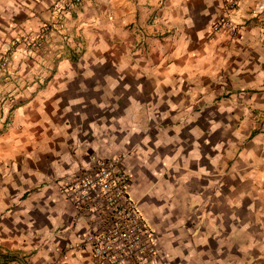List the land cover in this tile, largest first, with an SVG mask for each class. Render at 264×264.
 I'll return each instance as SVG.
<instances>
[{"label":"crops","instance_id":"0c3cea01","mask_svg":"<svg viewBox=\"0 0 264 264\" xmlns=\"http://www.w3.org/2000/svg\"><path fill=\"white\" fill-rule=\"evenodd\" d=\"M56 1L0 0V264H93L59 185L118 155L153 264H264V0H82L26 54Z\"/></svg>","mask_w":264,"mask_h":264},{"label":"built area","instance_id":"2783aa9c","mask_svg":"<svg viewBox=\"0 0 264 264\" xmlns=\"http://www.w3.org/2000/svg\"><path fill=\"white\" fill-rule=\"evenodd\" d=\"M81 1H56L49 20L40 30L15 39V45L23 44L26 54L46 53L49 33L63 29L65 11L69 5ZM224 5L234 11L238 2L225 0ZM263 12L264 2L250 11L255 18H260ZM243 24V19L225 15L211 24L210 35L227 31L233 37ZM6 56L0 58V69L5 72L9 67ZM122 160L121 155L93 156L90 165L60 183L59 191L77 209L81 219L92 226L78 246L90 247L93 264H153L158 254L156 233L129 192L130 176L122 167ZM57 264L68 263L62 258Z\"/></svg>","mask_w":264,"mask_h":264}]
</instances>
